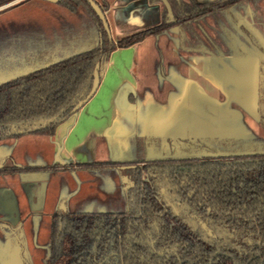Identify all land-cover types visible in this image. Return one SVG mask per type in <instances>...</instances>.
Returning a JSON list of instances; mask_svg holds the SVG:
<instances>
[{"label": "trees", "instance_id": "trees-1", "mask_svg": "<svg viewBox=\"0 0 264 264\" xmlns=\"http://www.w3.org/2000/svg\"><path fill=\"white\" fill-rule=\"evenodd\" d=\"M7 1L10 0H0V4ZM168 1L173 21L164 16L159 24L117 40L108 36L87 0L60 1L59 6L68 12L79 16L86 11L92 17L98 29L97 43L0 83V124L62 113L57 121L33 131L53 135L56 124L70 114L75 96L83 88H89L95 63L99 62L101 76L111 51L129 47L173 26L188 27L192 20L249 0ZM42 43L44 51L40 57L57 44ZM212 141L204 145L196 137L177 151L215 158L221 157L217 147L221 152L236 149L229 139ZM173 145L170 144V151H176ZM161 166L175 165L149 163L136 168L133 188L126 193L130 206L125 212H76L55 217L50 264H264V154L231 161L183 163L179 165L180 173L168 176L171 189L195 214L227 231L251 238L249 251L243 254L236 249V241L218 244L203 239L169 206L156 199L159 183L152 169ZM144 172L150 173L148 181L142 180ZM58 221L62 223L60 230Z\"/></svg>", "mask_w": 264, "mask_h": 264}, {"label": "crops", "instance_id": "crops-1", "mask_svg": "<svg viewBox=\"0 0 264 264\" xmlns=\"http://www.w3.org/2000/svg\"><path fill=\"white\" fill-rule=\"evenodd\" d=\"M44 1L50 5L48 11L50 15H53L57 7L60 8V1ZM95 1L107 5L104 14L113 40L157 24L162 19L161 3H149L148 0ZM119 22H123L124 26L122 27ZM130 23L131 25L128 26ZM178 38V29L171 28L157 35L147 36L129 47L113 50L93 96L74 113L59 122L52 136L21 137L13 146L12 156L18 163H22L16 158L15 147L25 143L29 149L34 144H39L45 146L43 150L52 152L50 161L88 163L97 161L95 157L100 142H104L103 145L111 149L123 144L124 141L134 142L147 136L175 138L181 132L195 131L196 125L199 129L196 131L210 132L214 129L213 125L217 126L214 130L223 131L229 119L225 111L222 113L215 107L209 109L205 107L207 112L200 113L201 110L197 111V105H190L188 102L189 93L194 99L195 94L202 93L207 99V104H217L220 109L222 108L224 102L216 98V94L210 88L202 90L200 81L196 80L201 77L207 85L223 92L221 83L224 84V81L220 63L212 56L191 54L185 49L181 50ZM64 47L65 45L58 43L53 49ZM246 59L238 61L237 64L247 74L244 80H247V84L251 83V79L254 81L253 76L250 75L257 69L254 66L248 67L246 61L249 60ZM195 72L198 77L200 74L199 78H195ZM195 86L198 88V93L195 92ZM82 92H86V87ZM200 116L204 117L200 118ZM111 155L110 160L118 164L128 161L115 158L116 155L113 153ZM38 162L33 161V163ZM101 162L105 163L106 160ZM119 169L123 167L119 166L117 170ZM90 171L75 172L81 176L82 181L80 186L74 184L75 192L72 195L79 189L89 187L95 181ZM119 174L122 176L123 173ZM95 184L89 187V192L98 197ZM69 185L72 186V183L70 182ZM108 195L105 193L103 198L105 201L110 199ZM38 205H41L40 201Z\"/></svg>", "mask_w": 264, "mask_h": 264}, {"label": "rangeland", "instance_id": "rangeland-1", "mask_svg": "<svg viewBox=\"0 0 264 264\" xmlns=\"http://www.w3.org/2000/svg\"><path fill=\"white\" fill-rule=\"evenodd\" d=\"M7 2L8 3H3L4 5H1L0 7L2 8L10 3H14L15 0ZM247 5L251 8L255 17L258 18V23L255 28L250 31V35H245L246 37L241 34V36H239L234 32L235 36L232 38L234 49L237 51L242 50L248 57H255L257 61H261L264 66V0H249L240 3V5H237V7L234 8L235 10L233 9L231 13L242 14L243 10L246 13ZM49 9V3H46L44 0H26L13 7H8L0 11V83L16 76L26 74L36 68L59 60L60 58L75 53L83 48L92 47L97 43L98 39L95 31L92 30V25L89 23L91 20L88 22L87 17L81 20L78 16L70 14L67 10L61 7H57V10L54 11L53 15H50L48 12ZM119 24H121L122 27L124 26L123 22H119ZM130 25L131 23L128 24V26ZM40 41H43L42 44L45 46L47 44L49 46L53 41H56V46H58L59 43L60 45H65V47L56 50L52 49L48 54L46 53V55L40 57V53L44 51L41 49ZM51 52L53 53L51 54ZM50 54L52 56L51 60L49 59ZM247 63L248 61H246V64ZM229 72L230 71H228V73ZM238 73V76L235 75L233 78L238 79L239 77L238 80H245L246 77L243 74L242 69H240V72ZM258 74L257 71V79L255 81L256 89H258ZM197 75V72H195V78L200 77V74L199 77ZM228 75L227 80L230 79L231 81V79H233L231 78L232 75ZM196 80L200 81L202 90L204 88L209 90V85H207L201 77ZM224 87H226V90H224L227 99L225 101L226 103H223L225 106H222V111L228 113L227 116L229 119L227 124L231 123L232 120H236L238 126H236V129L232 130L224 129L220 132L216 130L214 131L216 136L226 133L230 135L233 134L232 137L237 140L235 148H239L241 145L238 143H241L246 149L248 147L254 151H264V126L259 124L253 114L244 107L243 103L240 102L241 98L245 97L244 89L242 87L241 90L238 89V93L241 96L235 98L237 94H233L235 88L234 85L229 84V82L227 83L225 80L222 89ZM87 90L88 88L86 87V91ZM195 92L198 93V88L196 86ZM190 96H192V94L189 93L188 102L190 105H197V111L201 110L200 113H206L207 111L205 110V107H207L208 104L205 95L202 93L195 94V99ZM209 104V107L212 108L219 107L217 104ZM230 104H232L233 108L239 107L238 105H240V108L233 109L230 107ZM186 109L187 108H185V111ZM201 117L204 116H200V118ZM215 120L216 124H218L217 117H215ZM235 122L231 124V127L235 126ZM212 127L216 128L217 126L213 125ZM228 128L230 127L228 126ZM196 130H199L197 125L195 129V132H198L197 134L201 133L203 135H209V137H215V133L214 136L212 134L213 131L202 132ZM242 135H245L247 138ZM181 136L183 135L181 134ZM103 143L104 142L99 143L97 155L95 157L97 163H103L101 161L105 160L108 162L112 157L111 153L116 155L115 158L127 160L139 156H148V158L158 157L163 151L160 146V150L154 151L152 144H149L152 143V141H124L123 144L116 145L111 149L103 145ZM173 143L181 142L174 140ZM0 148L6 150V153L10 152L11 149L14 150L11 144L5 143L2 144ZM44 148L45 146L34 144L32 148L27 149V144L22 143L15 147V155L18 160L25 164L32 163L34 160L49 163L52 152L47 151V149L43 150ZM217 150L221 152V148L217 147ZM14 162L16 164V160ZM6 163L12 165V160L8 159ZM109 169L110 168L101 167L98 168V170L93 169L89 172L95 179L92 184L96 183L95 186L99 193L98 197L89 192V187L92 184L87 188L85 187L83 190L79 189L76 194L72 195L75 192L74 184L80 186L82 181L81 176L74 172L40 174L39 176H13L14 178H7L4 180V184L2 185H6L5 187L14 192L21 204L26 205L28 210L33 211L31 212V216L34 217L33 224L36 236L38 234L41 237V240L46 241L48 238L49 219L53 212L59 210L69 212H99L107 210L109 212H124L127 210L126 192L123 189V177H127L128 172H122L121 170L116 169L114 170L117 171L115 173L113 170ZM119 173H123L122 176ZM160 176L159 184L161 195H163L164 199L172 206L175 213L191 224L202 237L209 238L210 235V237L217 238L218 241H222L223 239L233 241L236 239L238 242V245H236L237 250L242 254L249 251L248 246L252 242L251 238L246 237L241 232L233 233L227 231L208 222L207 219L194 214L176 195L170 192L171 185L165 174ZM70 182L72 183V186L69 185ZM33 189H35L36 194L29 195V192H32ZM101 193L103 194L102 196ZM105 193L109 194L107 196L108 198L110 197L108 201L103 199ZM33 195L35 197H33ZM31 199L41 201L43 204L42 207L39 209L32 208ZM44 256L43 264H47V250L44 251Z\"/></svg>", "mask_w": 264, "mask_h": 264}, {"label": "flooded vegetation", "instance_id": "flooded-vegetation-1", "mask_svg": "<svg viewBox=\"0 0 264 264\" xmlns=\"http://www.w3.org/2000/svg\"><path fill=\"white\" fill-rule=\"evenodd\" d=\"M24 1L26 0H15L14 3H10L2 8L0 7V11L8 7H13L14 5H17ZM184 1H189V0H184ZM194 1L199 2V1H213V0H194ZM154 3L162 4V19L164 18V16H166L167 20H170L167 15V11L164 12L165 6L163 5V3L160 0ZM1 5H4V4H0V6ZM237 5L239 6L240 3L231 6L227 10L218 11L213 14H210L206 18L202 17L197 20H192L190 22V25L189 26L187 25L188 27L185 26L184 28L180 26H173L172 28H177L179 31L178 44L181 50L185 49L186 51H189V53L191 54L212 56L219 61L221 71H222V79L224 80V82L226 80L227 83L229 82V84L234 85L235 88H234L233 94L234 95L237 94L235 98H237V96H241L238 93V89L241 90V87L243 88L244 84L247 82L244 80L242 81L238 80L239 77L238 79L233 78L235 77V75L238 76L239 74L238 72H240V67L237 64L239 59L242 60V59L247 58L246 60H249L248 67L250 66L256 67L257 69L256 71H258L259 73L258 74L259 75L258 89H256L255 81H253L252 79L250 81L251 83L245 84V88H247V95L245 99H243L245 100L243 104L246 105L247 110H250L253 113V115H255L257 122L261 124L262 126H264V66L262 62L257 61L255 57H248L246 56V53L243 52L242 50L237 51L236 49H234V42L232 40V38L235 36L234 32H236L239 36L242 35L244 37H246L245 35H250V31H252L253 28H255V26L258 23V18L255 17L251 8H249L248 5L246 6V13L243 10L242 14H238V13L232 14L231 12L233 11L234 8L237 7ZM99 6L101 7L103 12L107 8V5L105 4L104 5L100 4ZM70 14L76 15L74 13H70ZM78 17L81 18V20L87 17L88 22L91 20V22H89L92 25L91 28L92 30L97 32L98 30L97 25L93 22L92 17L86 11H83L82 14H80ZM173 20H174V15H173V19L170 21H173ZM157 24H154V25H157ZM152 26H149V27H152ZM149 27H146V28H149ZM146 28H142L134 32H137V31H140ZM134 32H131L129 34H132ZM129 34H126L124 36H127ZM228 71L230 72L228 73ZM228 74L232 75L231 78L233 79H231V81L230 79L227 80V77L229 76ZM241 84H243V86H240ZM209 86H210V89L214 92V94H216L215 96L216 98H219L221 102L226 101L227 99L226 98L227 95L225 92L226 87H224L222 89L223 92H221V91H218L216 88L212 87L211 85ZM222 86H224V84H222L221 87ZM81 95H82V90L75 96L74 99L75 100L78 99L79 97H81ZM74 101L72 102V105ZM209 106L210 104L208 103V106H207L208 109H209ZM238 106L239 107L233 108L232 104H230V107H232L233 109H239L240 105ZM215 108H217V110H221L222 113L224 112L222 111L223 110L222 108L220 109V107H215ZM74 112L75 111H72V108H71V112L68 116H70ZM61 115L62 113H60L59 115L52 116V117H39L37 119H25L23 121L11 123L9 125L0 124V146L5 143V144H11L13 147L14 144H16L17 141L24 135L52 136V135H47V134L33 133V131L36 129L47 127L48 124H50L51 122L57 121L59 119V116ZM65 118H63L62 120H64ZM62 120H60L59 122H61ZM197 133L198 132H195V131L181 132L175 138L168 137V136L167 137H155V136L154 137L153 136L143 137L141 139L142 141H152V143H149V144L150 145L152 144L154 151L160 150V147H162L163 151L161 155L158 157H149V158L148 156H139L133 159H127L128 161H125L124 163H121V164H118L116 163V161H111V160L108 163L106 162L105 163L104 162L103 163H97V162L66 163L62 161H50L49 163H45L41 161L38 163L32 162V163H26V164L18 163L16 161V164H15L14 161L16 159L11 154L12 149L10 150V152L6 153L7 152L6 150H2L0 148V248H1L0 264H43V260L45 257L44 256L45 250H47V256H48L47 264H50V243H51V237H52V232L54 228V218L55 217L56 219H59V217L62 218L67 213L90 212V211H71L69 212V211H64V210L53 212L49 219L48 238L46 241L41 240V237L38 234L36 236V232L34 229L35 228L33 224L34 217L31 216V212L33 211L28 210L26 205L21 204L22 205L21 206L20 200H18L14 192L8 190V188L5 187L6 185H2L4 184L3 181L6 180L7 178H14L13 176H20V175L39 176L40 174H49V173H52V174L53 173L59 174V173H66V172L75 173L77 172V170H91L92 171L93 169L97 170L98 168H101V167L103 168L110 167V170L114 171L117 168H119V166H122L123 169H119V170H121L122 172H128L127 180L125 177V180L123 181V189L127 193L129 189L133 188V176L135 174L134 171L136 170L137 167L142 166L144 164L154 163V164H161V165H167V164L175 165L173 167L161 166L159 168L152 169V173L154 174V176L158 177V183H159V180L161 177L160 175L165 174V176L168 179V176H170L171 174L177 175L178 173H180L181 169L179 167L181 166L179 165L183 163L190 164L193 162H207L211 160L231 161V160H238V158H241V157H245V156L229 157V158L223 157L220 155L221 152H218L219 156L221 157H215V158H211L208 155H205L203 153H195L191 151H189L186 154H180L177 151L178 148L189 143L188 142L189 140H193L196 137L201 138L202 142H204V145H207L211 140H213L212 142H214L215 140H218V139H229V142H231L233 147H236L237 140L234 137H232L233 134L230 135L226 133V134L218 135L215 137H212V136L209 137V135H203L201 133L200 134H197ZM181 134L183 136H181ZM242 136L245 137V135H242ZM184 138L187 141H183ZM248 138H251V137H248ZM174 140H178L181 143H175L176 145H173V146L175 147L176 151L175 150L170 151L169 149L170 144L173 143ZM238 144L241 146H239V148H236L234 151H231V152L254 151L253 149H250L248 147L246 149V147H244L241 143H238ZM197 155L198 157H195ZM256 156H259V155L247 156V157H256ZM150 158H152V160H147ZM8 159L12 160V165H9L6 163ZM149 175H150L149 172L147 173L144 172L142 180L148 181ZM34 191L35 189H33L32 192L31 191L29 192L28 190L29 195L36 194V191L35 192ZM170 192L176 195L179 198V200L190 209L188 204L183 202L180 199V197L172 189H170ZM33 197L35 196L33 195ZM155 197L160 203L163 202L167 206H169L172 209V211L175 213L172 206L164 199L163 195H161L160 184H159V188H158V191ZM38 203L39 201H35V199L32 200V203H31L32 208L34 209L41 208L42 202L40 206L38 205ZM126 203H127V209H128L130 205L127 200V194H126ZM99 212H109V211H99ZM111 213H117V212H111ZM182 220L185 221L183 218ZM185 222L188 223L187 221ZM57 226H58V229L60 230L62 227L61 221H58ZM190 226L193 229H195L191 224ZM197 233L199 234V232ZM200 237L202 236L200 235ZM202 238L205 240H209V241H216L218 242V244H221L227 240V239H223L222 241L220 240L218 241L217 238L210 237V235H209V238H204V237ZM233 241L237 242L236 239Z\"/></svg>", "mask_w": 264, "mask_h": 264}, {"label": "water", "instance_id": "water-1", "mask_svg": "<svg viewBox=\"0 0 264 264\" xmlns=\"http://www.w3.org/2000/svg\"><path fill=\"white\" fill-rule=\"evenodd\" d=\"M48 1H50V2H59L61 0H48ZM87 1L91 5V7L94 9L96 15L98 16L99 20L101 21V23L103 25V28L105 29V31L107 32L108 36L110 37L109 26H108L105 14L102 11L101 7L94 0H87ZM160 1L165 6L169 19L172 20L173 19V13H172V9H171L170 3L168 2V0H160ZM243 74L245 76L247 75L244 71H243ZM250 76H253L254 81H256V79H257L256 78L257 71L255 70V72L251 73ZM99 81H100L99 62L97 61L95 63V65H94V67H93V70H92V78H91L89 89L85 93H82L81 97H79L78 99H76V100L73 99V101L74 100L75 101H74V103L72 105V111H76L77 109H79L82 105H84L93 96V94L95 93V91H96V89L98 87ZM245 84H244L243 88H244V92H245L244 96L246 97L247 88H245ZM241 86H243V84H241ZM245 97H242V100H240L241 103L245 102V100H243V99H245ZM244 107L246 108V105H244ZM253 116L255 117V115H253ZM235 121L236 120H232L231 123L227 124V126L224 127V129L225 130L236 129V126H238V124ZM234 122H235V126L231 127L232 126L231 124H233ZM228 126L230 128H228ZM211 131H213L212 134L214 136V133H215L214 131H216V130L213 129ZM215 136H216V133H215ZM262 154H264L263 151H239V152L237 151V152H225V153H221L220 155L223 156V157H228L229 158V157H241V156H255V155H262ZM195 157H198V155L195 156ZM147 160H152V158L147 159Z\"/></svg>", "mask_w": 264, "mask_h": 264}]
</instances>
